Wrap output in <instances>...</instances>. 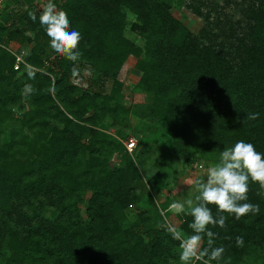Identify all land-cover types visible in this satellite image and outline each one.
<instances>
[{
  "label": "trees",
  "instance_id": "1",
  "mask_svg": "<svg viewBox=\"0 0 264 264\" xmlns=\"http://www.w3.org/2000/svg\"><path fill=\"white\" fill-rule=\"evenodd\" d=\"M33 1L5 0L17 9L0 14V264H180L168 212L140 173L147 151L128 154L104 131L106 122L117 127L128 114L116 75L137 49L123 36L125 16L135 18L130 29L144 40L137 86L149 95L153 119L172 118L176 157H211L240 140L264 154V0H190V13L204 21L199 39L172 18L173 0H53L82 36L75 63L50 48ZM230 8L239 15L234 23L225 18ZM11 41L27 46L25 53L11 51ZM74 66L78 76L89 71L90 91L70 83L78 77ZM248 113L259 117L247 120ZM140 136L138 145L146 137ZM247 195L244 203L259 205V213L239 220L222 213L226 226H209L214 246L225 248L210 264H264L259 183L249 180ZM177 217V228L191 234L193 218Z\"/></svg>",
  "mask_w": 264,
  "mask_h": 264
},
{
  "label": "rangeland",
  "instance_id": "2",
  "mask_svg": "<svg viewBox=\"0 0 264 264\" xmlns=\"http://www.w3.org/2000/svg\"><path fill=\"white\" fill-rule=\"evenodd\" d=\"M202 1L215 3L217 5L220 4L219 0ZM189 2L190 0H183V3L178 4L177 0H173L169 12L173 19L180 22L193 37L199 39V32L203 28L204 21L190 13L189 8L186 6ZM33 4L36 11H41L43 5L46 4V0H34ZM4 6L5 0H0V14L2 10H8L11 9V7L14 10L17 9L16 5ZM224 14L226 16L225 18L232 23L239 17L235 8L225 10ZM134 22L135 18L126 13L123 36L135 45L137 52L135 55L127 57L125 63L116 75L117 80L122 83L120 105L128 110V114L117 127H112L110 126V122H106L104 131L113 139L118 140L122 146H124L129 139L133 140L135 149L131 153L127 152L128 154H133L137 152V150L142 149L147 151L144 155H146V157L148 156V161L146 167L140 170L141 176L146 180V185L149 187L148 190L156 203L166 208L168 212V215L165 217L166 224L168 226L172 225L177 227L179 225L177 217L179 213L170 211V204L176 201L183 202L185 199L195 195L192 190V182L196 179L204 178L207 168L218 161L220 153H215L211 157H209L211 155L210 153L209 155L208 153H205V155L202 153L201 158L197 154L196 158L186 161L175 156L172 149L174 138V132L171 127L172 118L166 115V117L161 120L153 119L146 105L149 95L141 92L137 86L140 75L138 62L141 61L143 57L144 40L135 32L131 31L130 27ZM227 27L228 29L233 28L231 25H227ZM228 44H230V42H228ZM228 44L225 46V50H227ZM7 47L13 52L23 50L24 53L27 50L26 48H28L26 46L25 49H19L20 45L17 41H11ZM88 76L89 71L84 70L80 76L72 78L70 83L77 88L90 91L91 89L88 87ZM110 82V80H105L103 84V90L105 92H108ZM92 90H97V88H93ZM148 114L151 118L148 117ZM138 132L140 135L146 136L141 145H138V140L135 138V134H137L139 138L141 137ZM108 162L111 166H114L118 163V157L115 154L109 155ZM259 193L264 197V188H261L260 185ZM79 207L81 210L84 208L83 205ZM131 209L132 213L135 212L133 207ZM41 213L47 219L54 218V213L51 209L44 210L43 207ZM241 264H257V261H243Z\"/></svg>",
  "mask_w": 264,
  "mask_h": 264
},
{
  "label": "clouds",
  "instance_id": "3",
  "mask_svg": "<svg viewBox=\"0 0 264 264\" xmlns=\"http://www.w3.org/2000/svg\"><path fill=\"white\" fill-rule=\"evenodd\" d=\"M29 17L34 22L37 20L34 12H29ZM39 23L49 37L50 48L56 54L74 63L81 59L79 45L82 36L79 31L71 29L67 13L58 10L53 0H47L43 5ZM29 75H34L31 69ZM72 76H78L75 66ZM26 88L31 91L30 85ZM258 117L259 113H248L246 119L254 121ZM249 180L264 188V154L258 152L252 143L240 140L220 153L218 161L207 168L203 179L192 182L193 197L170 204V211L186 212L193 218L189 224L191 234H185L175 226H167L172 238L179 241L180 264H210L211 261L219 262L222 259L225 248L214 246L216 234L209 230V226L225 227L226 217L222 213L234 215L237 220L250 213H259V205L244 203L248 199ZM210 205L216 207L217 216L213 215ZM205 237L206 247L203 246ZM236 244L238 247L243 246V237L237 236Z\"/></svg>",
  "mask_w": 264,
  "mask_h": 264
},
{
  "label": "built area",
  "instance_id": "4",
  "mask_svg": "<svg viewBox=\"0 0 264 264\" xmlns=\"http://www.w3.org/2000/svg\"><path fill=\"white\" fill-rule=\"evenodd\" d=\"M17 62H19V58L16 59ZM18 65L15 64L13 69H17ZM135 143L133 140L129 139L127 143L124 144L125 150L130 153L134 149Z\"/></svg>",
  "mask_w": 264,
  "mask_h": 264
}]
</instances>
